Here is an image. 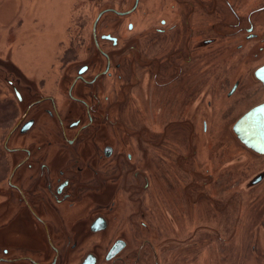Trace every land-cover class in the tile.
<instances>
[{"label":"flooded vegetation","instance_id":"af4514ba","mask_svg":"<svg viewBox=\"0 0 264 264\" xmlns=\"http://www.w3.org/2000/svg\"><path fill=\"white\" fill-rule=\"evenodd\" d=\"M85 1L98 3L96 8L101 10L93 24L92 39L76 38L70 49L65 50L57 75L61 80L57 82L58 96L48 94L52 72L42 77L37 71L41 79L38 87L14 74H2L0 79V83L9 87L2 94L8 100L4 103L7 113L0 124L11 128L0 138V228L12 226L19 230L16 241L8 238L5 245L0 244V264H140L136 255L146 250L154 218V236H161L168 222L179 229L175 214L170 213V219L166 220L160 204L166 190L161 122L155 121L158 128L151 135L150 120H118L114 116L115 95L135 90L132 87L119 90L114 85L122 81L125 65L121 59L139 52L142 43L136 37L139 21L152 27V43H156L150 48H172L155 59L152 49H143L140 62L145 75L156 76L157 90L164 93L159 105H165L168 112L177 106L179 94L195 93L194 55L203 59L205 52L217 44L215 39L196 40L195 31L229 30L234 33L232 38H240L241 42L264 44V20L259 19L264 17V0ZM229 12L238 21L228 17ZM106 21L113 24L104 32ZM76 28L83 26L76 24ZM132 37L127 44L122 41ZM150 37L146 34L141 38L151 40ZM243 46L236 45L241 49ZM260 47L252 55L256 61L264 53V48L261 54L257 52ZM82 55L87 59L77 67ZM261 58L262 65L256 71L264 67V56ZM256 71L252 77L258 88L254 96L256 104L239 120L264 105V85L256 78ZM133 80L145 89L144 76ZM237 84L240 88L241 83ZM135 143L140 148L139 162ZM251 159L255 161L251 167L254 171L244 187L245 193L264 187V156L252 154ZM238 164L235 165L240 168ZM215 170V166L207 169L210 173ZM209 184L212 183L206 184V194L224 187L223 184L210 190L214 184ZM170 187L178 188L176 184ZM153 189L160 204L155 205L154 218L145 210L146 197ZM194 195V185L189 184L186 196L195 204ZM125 196L135 209L132 215L129 207L125 211ZM223 197L216 200L226 203ZM136 239L144 240L137 248L132 243ZM205 240L206 244L211 242L206 237ZM158 250L155 249L156 264H168L167 261L176 264L173 256L163 261V252ZM206 251L209 261L211 246ZM251 251L258 264H264V248L254 247ZM213 252L221 253L222 249Z\"/></svg>","mask_w":264,"mask_h":264},{"label":"rangeland","instance_id":"374dc122","mask_svg":"<svg viewBox=\"0 0 264 264\" xmlns=\"http://www.w3.org/2000/svg\"><path fill=\"white\" fill-rule=\"evenodd\" d=\"M97 4H90L85 0H0V79L2 74H14L24 82L38 87L41 79L37 75L42 73L43 77L44 74L48 76L52 72L48 94L58 96V83L61 80L57 75L61 72V58L76 38L81 39L82 36L84 39H92L93 24L101 10V7L96 8ZM149 12L156 13L150 10ZM187 14L186 9L185 15ZM228 17L238 21L230 12ZM259 19L264 20V17ZM139 22L136 33V37L142 41L139 52L121 59L125 65L121 73L122 81L114 85L119 90L131 87L135 90L128 93L126 91L122 96L115 95L117 100L114 116L118 120H150L151 135H154L158 128L155 121L161 122L164 158L162 172L166 190L163 191L164 199L160 204L163 206V217H166V220L170 219V213L175 214L179 229L167 221L168 227H163L162 235L154 236L155 205L160 204L157 203L159 198L156 191H150L146 197L145 210L154 218V221H151L152 234L146 238V250L136 255L137 262L156 264L155 249L159 248L158 251L163 252V261L173 256L177 259L176 264H258L257 256L251 249L264 248V187L245 193L244 187L252 177L254 170H251V167L255 161L251 159L252 154L242 148L233 136L232 128L237 120L256 104L254 96L258 88L252 77L262 65L264 44L241 42L240 38H232L234 33L229 30L195 31L196 40L215 39L217 44L205 52L203 59L197 54L194 55L195 93L179 94L177 106L175 104L173 110L168 112L165 111V105H159L164 93L162 95L157 90L156 76L151 78L145 75L140 62L143 49H152L151 55L155 59L156 56L168 54L172 48H150L156 43H152V27H146V21ZM76 24L82 25L83 29L76 28ZM110 24L113 22L104 23V32L112 28L108 26ZM260 30L259 34L263 29ZM146 34L151 35V40L141 38ZM133 38H124L122 41L127 44ZM236 45L244 46L241 49ZM258 46L261 47L257 52L262 55L256 61L252 55ZM82 59L77 67L84 64L87 58L82 55ZM143 76L146 80L144 90L139 81L133 82L134 78L139 80ZM236 83H241V86L234 96L229 97ZM3 84L0 83L2 120L5 118L3 116L6 115L7 107L4 103L8 100L2 94H6L9 89ZM104 85L108 86L107 81ZM10 130L9 126L2 127L0 124V138ZM135 149L139 162L138 143H135ZM239 162L241 164H238ZM236 163L240 168H237ZM212 166H215L216 170L210 173L207 169ZM204 173L207 174V179ZM219 178L222 180L220 183ZM207 183L214 184L210 190L215 186L221 188L223 184L224 187L215 193L206 194ZM170 184H176L178 188L172 189ZM189 184L194 185V202L198 206L186 196ZM223 195L226 203L218 202V197ZM129 202V198L125 196V211L129 207L132 215L135 209ZM163 223L165 225V221ZM4 229L0 228V244L5 245L8 238L12 242L16 241L19 231L17 227ZM205 237L211 239L209 244H206ZM141 241L144 240H132L133 246L137 248ZM208 246L212 249L209 261L205 255ZM217 249H222V252L214 254L213 251Z\"/></svg>","mask_w":264,"mask_h":264},{"label":"water","instance_id":"95a60500","mask_svg":"<svg viewBox=\"0 0 264 264\" xmlns=\"http://www.w3.org/2000/svg\"><path fill=\"white\" fill-rule=\"evenodd\" d=\"M96 26L94 28L95 34ZM83 73L84 71L81 75ZM255 75L264 85V67L256 71ZM238 89L239 84L234 87L229 97L234 96ZM232 130L233 136L237 138L242 148L252 154L264 156V105L248 112L233 126Z\"/></svg>","mask_w":264,"mask_h":264},{"label":"trees","instance_id":"16d2710c","mask_svg":"<svg viewBox=\"0 0 264 264\" xmlns=\"http://www.w3.org/2000/svg\"><path fill=\"white\" fill-rule=\"evenodd\" d=\"M5 112L7 113V110H5Z\"/></svg>","mask_w":264,"mask_h":264}]
</instances>
